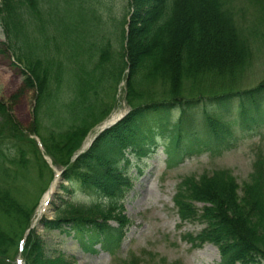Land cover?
Wrapping results in <instances>:
<instances>
[{"label":"trees","instance_id":"trees-1","mask_svg":"<svg viewBox=\"0 0 264 264\" xmlns=\"http://www.w3.org/2000/svg\"><path fill=\"white\" fill-rule=\"evenodd\" d=\"M246 1L249 5L256 2ZM146 2H151L150 6L140 14L141 4ZM229 2L125 0V6L122 4L116 9L119 10L117 16H112L114 12L110 9L111 18H105L104 6L109 5L108 0H82L79 14L65 23L64 11L49 6L39 10L37 1L35 5L30 2L35 16L19 7L20 2L16 0L3 1L0 17L7 34V48L25 66V84L37 90L36 125L39 117L43 125L41 115H47L54 128L65 126V133H59L58 140L33 131L57 166L68 167L70 158L81 149L88 134L118 106V86L127 72L124 101L131 114L102 135L65 175L72 187L95 195L98 200L89 204L67 201L56 209V221L45 223L48 230L60 229L63 225L94 227L111 238L107 222L116 221L122 227L127 224L122 214L124 209L119 204L130 185L123 177L130 165L126 155L132 153L140 157L142 146L146 148L143 135L151 114L174 106H180L186 113L194 104L206 100L225 106V100L244 95L240 85L244 64L247 61L249 67L258 53H255L254 43L249 47L247 38H242L239 25L233 20L235 10L228 8ZM242 13L244 10L237 11V15ZM202 15L209 21L219 17L226 24H204L200 19ZM263 18L257 16L252 21L249 30L254 35H261ZM219 23L230 25L231 35L223 37L226 34L214 32L224 31ZM110 25L112 29L108 31ZM147 26L148 32L145 31ZM138 35L142 37L140 41ZM228 55L239 56L240 65L236 67L239 71L233 69L236 63L230 65L232 57L229 59ZM257 87L248 96L251 102L258 103L264 93V80ZM4 108L0 103V114H7ZM211 119L208 118L211 129L215 130ZM3 122L11 124V128L5 136V126L0 127V264H5L3 259L16 251L17 241L8 242L12 233H16L15 226L20 220L28 221L21 232L17 230L21 236L31 220L25 219L28 210L19 199L17 201V196L25 200V194L33 196L40 190L43 192L52 179L50 176L41 185L43 177L40 182V176L48 173V167L38 149L25 146L26 136L14 129L9 115ZM18 139H22L23 145L17 144ZM13 148H16V159L6 154ZM257 160L255 175L264 177V155ZM8 164L15 166V173L3 168ZM231 176L228 172V177L221 181L207 176L197 181L185 180L176 203L185 220H195L198 216L193 202L213 206L204 212L209 227L201 239L220 248L224 264H259L264 261V242L259 243L257 239L261 236L257 238L255 233L261 223L264 224V191L245 187L242 196V189ZM36 243L37 240L27 253V264H69L62 256L53 262L38 256ZM13 245L14 248L9 249Z\"/></svg>","mask_w":264,"mask_h":264},{"label":"rangeland","instance_id":"rangeland-1","mask_svg":"<svg viewBox=\"0 0 264 264\" xmlns=\"http://www.w3.org/2000/svg\"><path fill=\"white\" fill-rule=\"evenodd\" d=\"M1 1L2 0H0V2ZM255 1L254 5H249L246 0H230L228 5L229 9L232 8L235 10L234 14L236 17H234L233 20L239 25L242 38H247L246 40L249 42V45L250 43L255 44L249 47H257V52L255 53L258 54L255 55L249 67H247L246 61L244 64L245 68L242 71L243 78H241L240 85L245 91L256 88L257 85L264 80V29L261 35H254L249 30L252 21L257 16H264V0ZM150 3L151 2L142 3L139 13H143L144 9L150 6ZM196 5L197 4H195V6ZM106 6H104L105 14L104 12H101V14L103 13L105 18H111L109 15L111 7L110 5ZM242 10H244V13L237 15V11ZM117 14L118 11L116 10L112 16H116ZM185 18L187 19V17ZM200 19L204 24L207 22V25H213V22H222L226 24L219 17L214 21H209L206 15H202ZM68 20L71 21L69 18ZM197 21L200 20L197 19ZM224 24H220L224 31L217 29L216 31L214 30V32L218 33L220 31L223 35L226 34V36L223 37H227L231 35V29L229 28L230 25ZM35 26L39 27L36 22ZM148 26L150 27L151 24ZM148 26L145 28L146 32H148ZM65 27H67L66 24ZM110 29H112L111 25L107 30L109 31ZM185 29L188 31V27H185ZM238 35L240 34L238 33ZM137 37L138 41L142 38L140 35ZM2 43L6 44V37L0 25V103L5 106L3 110L7 113L5 115L0 114V127L3 125L5 126L3 134L7 136L11 128V124L1 123L3 120L7 121L9 115L10 121L15 124L13 125L14 129L20 131L22 135L33 133L34 130H37L40 134L43 135L44 133L45 136H48V139L54 136V138L57 137L56 140H58L61 137L59 133H65V126L59 125L60 128H54L51 125L52 123L47 119V115H41V118L44 120L43 125L40 122V117L36 125L35 111L37 90L25 84L26 77L19 67L13 65L14 60L12 59L11 53L7 52V54H5L2 52ZM3 48L6 50L5 47ZM67 48L68 47L65 45V51ZM228 57L230 59L232 56L228 55ZM238 58L239 56H235L230 59V61L232 60L230 65L236 63V66L233 67L236 71H239L236 67L240 65L237 61ZM83 61L84 58L80 62ZM124 88L125 83H122L117 91L116 96L118 99H121V95H124L122 91ZM240 101L241 99H233L230 104L232 105L230 108L231 112H228L226 115H220V109L217 111L215 106L205 103L197 105L191 112L188 114L186 113L185 116L186 118L199 120L204 119L206 116L204 113L207 112L212 117L213 122H224L223 120L231 121V118L235 117V113L232 110L235 109L239 111ZM128 112L129 109L123 102L122 105L115 110L113 116L117 114L125 115ZM223 113L225 112L223 111ZM171 114V120L176 121L178 118V111H173ZM96 131L97 130H95L93 134H96ZM195 132L196 131L193 130V133ZM6 140L7 144H10L8 143L9 140ZM20 140L22 141V139ZM10 142L12 143V141ZM259 143L260 139L258 138L245 140L243 146H238V149L235 150L227 147H219V149L197 147L198 151L194 152V155L185 157L183 161L172 169H166L165 161L167 157L164 151L165 145L164 143H158L155 151L149 156V159L140 163L143 174L135 183L134 190L131 191L124 200L125 216L127 220L131 222V226L123 230L119 248H115L117 250L116 255L101 249L99 246L93 247V250L90 249V247L87 248L86 244H83L82 240H80L83 238L84 241H87L88 236L86 234L79 235L75 233V231L69 234V229L45 230L41 226L39 221L42 218L38 219V211L47 192H54L55 194V196H53V205L51 203L52 211L47 212L45 216H43L48 220L56 221L55 218L57 214L55 208L67 200L73 201L74 203L88 202L87 199H84L82 194L78 192L72 198L70 190L61 189V184L64 183V181L58 185L54 183L55 186L53 191L50 190L51 186L49 190L43 194L40 193V190L36 195L33 194V196H31L30 193L25 194L23 196L25 200L18 196L16 199L17 201L19 199V201L23 203V207L28 210L27 214L24 216L25 219L34 218L33 225H35L36 230L34 235H32L34 240H37L35 248L37 249V255L49 262L56 261L55 259H57V257L62 256L68 260L69 264H131L132 262H136L137 264H220V254L218 249L214 246L206 244L201 248H193L192 244L186 241V236L192 235L196 237L205 226L199 223H184L180 226L181 222L174 208L173 200L177 188L184 178L194 177L197 181L201 176L206 175L207 177H214L221 181L223 178L228 177L229 171L231 172V177L234 179L235 184L241 189L251 187L260 190L263 189L264 191V177L255 175L253 166L255 160L254 148L258 146ZM24 144H26L25 146L30 145V143ZM58 144L59 143H56V145ZM11 153L14 155H11ZM6 154L14 159L17 152L11 151L9 153L6 152ZM69 161L73 164L72 158H70ZM3 165L5 166V164ZM4 166L3 168L10 170V173H15V166L11 164H8L7 167ZM38 169L41 170V166H39ZM134 171L135 170H133V172ZM42 177L43 181L41 179ZM47 178H50V173L45 172L41 174V180L39 179L40 182L42 181L41 185L45 183ZM1 180L2 177L0 176V182H2ZM51 185H53V183ZM64 185L67 186L68 182H65ZM243 189L241 190L242 196H244ZM58 194L60 195L56 198ZM40 196L41 200L38 203ZM197 206L201 209L204 207L203 204H197ZM27 222H24V220L19 221L14 229L16 233H12V239H9L8 242L13 243L14 240L17 241L19 239L20 232L22 231L21 229L23 226H26ZM261 225L260 228H257L258 225L256 226L257 233H255L257 238V235L261 236V238L257 239L260 241L259 243L264 242L262 238L264 234V224L261 223ZM109 226L117 229L115 221L110 223ZM17 230L20 231L19 234H17ZM3 244L6 243L4 242ZM14 245L9 249L14 248ZM9 256L11 257L12 255ZM117 259L122 261L114 263Z\"/></svg>","mask_w":264,"mask_h":264},{"label":"bare ground","instance_id":"bare-ground-1","mask_svg":"<svg viewBox=\"0 0 264 264\" xmlns=\"http://www.w3.org/2000/svg\"><path fill=\"white\" fill-rule=\"evenodd\" d=\"M46 198H44L43 203L41 205L40 208V213L44 210H46L47 206H48V202L51 199V194L49 193L48 195L45 196Z\"/></svg>","mask_w":264,"mask_h":264}]
</instances>
